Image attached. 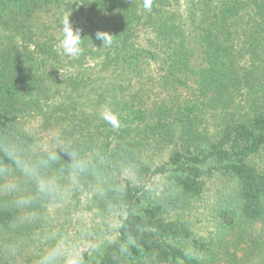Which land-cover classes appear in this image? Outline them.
<instances>
[{
  "label": "trees",
  "instance_id": "16d2710c",
  "mask_svg": "<svg viewBox=\"0 0 264 264\" xmlns=\"http://www.w3.org/2000/svg\"><path fill=\"white\" fill-rule=\"evenodd\" d=\"M57 140L100 174L74 181L63 152L37 171ZM216 179L207 239L185 211ZM256 224L264 234V0H0V264H39L60 241L65 264H247L230 249Z\"/></svg>",
  "mask_w": 264,
  "mask_h": 264
},
{
  "label": "clouds",
  "instance_id": "9594fccd",
  "mask_svg": "<svg viewBox=\"0 0 264 264\" xmlns=\"http://www.w3.org/2000/svg\"><path fill=\"white\" fill-rule=\"evenodd\" d=\"M152 0H144V7L150 9ZM111 35L104 32H97L96 38L102 41V44L105 46H110L112 43ZM82 39L80 30L77 29L73 31L72 26L69 23V16H65L63 19V40L61 41V47L64 53L71 57H78L82 54L83 49L81 47ZM104 119L107 120L111 125L118 127V120L115 114L111 112L104 113ZM65 153L70 158V176L76 181L81 177L88 175H99L100 170L96 167V163L91 158H81L75 152L67 150L63 146V142L57 140L56 142V151L46 153L45 156L40 157L38 160L33 162V167L37 171H42L47 168L51 162H55L61 157L60 153ZM37 191L41 195L48 194V182L41 180L37 184ZM8 192H16L15 187H9ZM101 195L103 193L101 192ZM33 203V200L30 198H17L13 201L15 207L23 208L30 206ZM36 214H32V218H35ZM69 254V247L65 241H60L58 243L50 245L44 253L41 255L39 264H65V261ZM74 264H78V261H74Z\"/></svg>",
  "mask_w": 264,
  "mask_h": 264
},
{
  "label": "rangeland",
  "instance_id": "374dc122",
  "mask_svg": "<svg viewBox=\"0 0 264 264\" xmlns=\"http://www.w3.org/2000/svg\"><path fill=\"white\" fill-rule=\"evenodd\" d=\"M256 163L260 160L256 159ZM226 187V182L222 179H216L211 181H206L205 192L200 199L191 204V207L185 211V217L190 221L191 228L196 236H202L207 239L211 238L215 232L216 223V213L215 205L216 198L223 192ZM79 236V234H77ZM260 235V236H259ZM261 237L264 241V234L261 233V225L256 224L253 228H248L244 234V244L240 248L230 251L241 258L245 252L248 253L246 260L247 264H264V247L261 245H255L252 241ZM252 238H255L252 240ZM82 238L77 240V243L84 246L81 242ZM91 243V242H89ZM81 246V247H82ZM232 247V246H231ZM242 249H245L244 252ZM221 264H226L224 261Z\"/></svg>",
  "mask_w": 264,
  "mask_h": 264
}]
</instances>
